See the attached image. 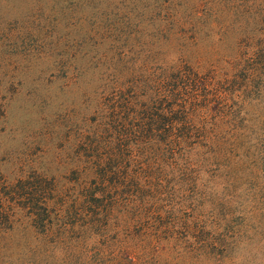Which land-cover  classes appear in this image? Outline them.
<instances>
[{"label":"trees","instance_id":"1","mask_svg":"<svg viewBox=\"0 0 264 264\" xmlns=\"http://www.w3.org/2000/svg\"><path fill=\"white\" fill-rule=\"evenodd\" d=\"M53 1L47 19L24 17L0 38V232L21 217L47 237L83 226L93 235L98 219L155 222L165 231L140 252L90 250L91 264H162L165 242L192 240L194 204L241 197L226 118L241 75L264 84V44L242 57L238 32L235 48L215 52L241 9L264 0ZM24 92L39 126L17 139L1 123ZM56 256L30 264H63Z\"/></svg>","mask_w":264,"mask_h":264},{"label":"rangeland","instance_id":"2","mask_svg":"<svg viewBox=\"0 0 264 264\" xmlns=\"http://www.w3.org/2000/svg\"><path fill=\"white\" fill-rule=\"evenodd\" d=\"M53 9V0H0V38L21 25L18 21L24 17L27 20L38 16L45 20ZM247 9H241V24L231 25L233 29L228 37L216 44L217 57L236 47L238 32H241L242 57L253 54L251 45L256 48L264 44V9H250L246 13ZM250 32H256L254 42L243 36ZM25 93L11 104L8 124L7 121L1 123L7 126V131L11 127L18 129L17 139L22 138L27 129L39 126L38 111L25 102ZM226 122L228 136L235 143L232 153L241 160V197H215L203 205L194 204L190 221L192 240L165 242L160 250L162 254L159 253L162 264H195L194 261L200 260V264H264V84L261 80L246 87L241 75V102L236 116H228ZM246 171L250 172L251 185L244 183ZM256 192L259 196H250ZM182 217L188 218L187 214ZM96 221L99 223L95 233L88 232L93 235H86L83 226L64 234L54 230L47 237L34 229L27 231L30 219L21 217L14 230L0 232V264L52 261L54 255L63 264L69 258L73 262L91 264L94 255L90 250L102 249L106 255L108 249L119 247L140 252L145 247L144 239L154 237L156 230L165 231L158 223L136 224L128 218ZM149 233L152 236H147ZM178 233L182 235L181 230Z\"/></svg>","mask_w":264,"mask_h":264}]
</instances>
